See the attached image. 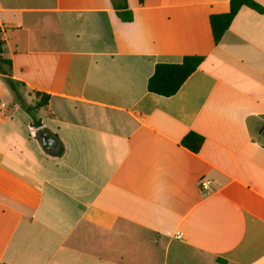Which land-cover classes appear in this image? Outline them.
<instances>
[{"label": "crops", "instance_id": "0c3cea01", "mask_svg": "<svg viewBox=\"0 0 264 264\" xmlns=\"http://www.w3.org/2000/svg\"><path fill=\"white\" fill-rule=\"evenodd\" d=\"M254 1L215 43L230 0H0V264H264ZM187 55L204 59L175 95L148 91Z\"/></svg>", "mask_w": 264, "mask_h": 264}, {"label": "trees", "instance_id": "16d2710c", "mask_svg": "<svg viewBox=\"0 0 264 264\" xmlns=\"http://www.w3.org/2000/svg\"><path fill=\"white\" fill-rule=\"evenodd\" d=\"M243 6H248L258 11L262 10L254 0H230V9L227 13L214 14L211 16L210 23L215 43H219L234 17ZM119 17L124 22L133 20V15L130 11L119 13ZM1 45L0 42V71L6 74V69L4 67L10 68L11 61L2 56L3 50ZM203 59L202 56L187 55L183 58L181 63L156 64L154 72L148 80V91L165 97L175 95L189 76L201 65ZM8 83L14 91L15 88L12 83L10 81ZM37 95L40 96L41 93H37ZM44 103L45 100L42 98L41 102H39L36 107ZM36 107L28 108L27 110L31 113ZM203 142L204 138L195 132H189L182 140L183 146L196 153L200 151Z\"/></svg>", "mask_w": 264, "mask_h": 264}, {"label": "rangeland", "instance_id": "374dc122", "mask_svg": "<svg viewBox=\"0 0 264 264\" xmlns=\"http://www.w3.org/2000/svg\"><path fill=\"white\" fill-rule=\"evenodd\" d=\"M5 84H7V86L9 87V89L11 90V87L8 83V81L5 79ZM20 88V92L22 94V96L24 97L25 101H28V99L30 98L27 94V91H25L22 87H19ZM7 100L9 101H12V100H15V101H18V99L16 98V95H14L13 93L10 94V96L8 98H6ZM30 105L34 106V102L33 101H29Z\"/></svg>", "mask_w": 264, "mask_h": 264}, {"label": "built area", "instance_id": "2783aa9c", "mask_svg": "<svg viewBox=\"0 0 264 264\" xmlns=\"http://www.w3.org/2000/svg\"><path fill=\"white\" fill-rule=\"evenodd\" d=\"M1 106L6 107V104L2 103ZM211 183H212V181L209 179L201 180L199 182V187H200L201 191L205 192L206 194H210L211 193Z\"/></svg>", "mask_w": 264, "mask_h": 264}, {"label": "water", "instance_id": "95a60500", "mask_svg": "<svg viewBox=\"0 0 264 264\" xmlns=\"http://www.w3.org/2000/svg\"><path fill=\"white\" fill-rule=\"evenodd\" d=\"M43 141H44V144H45L47 147H49V148L53 147L54 144H55V140H54L52 137H50V136H49V139H48V140L45 139V138H43Z\"/></svg>", "mask_w": 264, "mask_h": 264}]
</instances>
